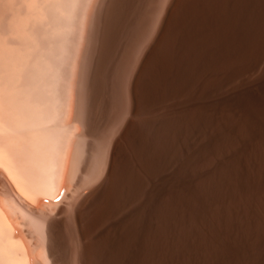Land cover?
<instances>
[{
    "label": "rangeland",
    "instance_id": "1",
    "mask_svg": "<svg viewBox=\"0 0 264 264\" xmlns=\"http://www.w3.org/2000/svg\"><path fill=\"white\" fill-rule=\"evenodd\" d=\"M58 1L0 0V162L30 185L19 98L66 25L56 193L30 202L0 166V200L34 216L9 212L26 263L264 264V0Z\"/></svg>",
    "mask_w": 264,
    "mask_h": 264
},
{
    "label": "bare ground",
    "instance_id": "2",
    "mask_svg": "<svg viewBox=\"0 0 264 264\" xmlns=\"http://www.w3.org/2000/svg\"><path fill=\"white\" fill-rule=\"evenodd\" d=\"M43 2L45 1V0H42ZM58 1V0H57ZM68 1H69V4H68ZM67 2H66V6L68 7V6H72V5H74V4H72V2L74 1V0H68ZM76 1V0H75ZM50 2V1H49ZM48 2V3H49ZM64 2V1H63ZM48 3H46V5L48 4ZM59 3H60V1H58V5H59ZM72 5H71V4ZM74 3V2H73ZM45 4V3H44ZM40 5H41V3H40ZM172 5V4H171ZM248 5V4H247ZM48 6V5H47ZM53 6V5H52ZM55 6V5H54ZM56 6H57V3H56ZM62 6H64V5H62ZM65 6V7H66ZM45 7V6H44ZM49 7V6H48ZM58 8H59V6H57ZM60 7H61V5H60ZM65 7H62L63 9L65 8ZM74 7V6H73ZM42 8V7H41ZM49 8H51V7H49ZM53 8H55V7H53ZM72 8V7H71ZM71 8H69L68 7V12L67 11H63L62 9H61V12H62V14L61 15H63L64 17H66V16H68V17H66V19H68V18H70V16H71V12H72V9ZM69 9H71L70 11H69ZM66 10H67V8H66ZM249 10V9H248ZM41 11V10H40ZM46 11V10H45ZM57 11H59V13H61L60 12V10L58 9ZM74 11V10H73ZM255 11V10H254ZM68 13V15H66L67 13ZM35 13V12H34ZM42 13V12H41ZM57 13V12H56ZM66 13V14H65ZM44 14V13H43ZM58 14V13H57ZM36 15V14H35ZM40 15V14H39ZM66 15V16H65ZM70 15V16H69ZM73 15V14H72ZM45 16V15H44ZM56 17V16H55ZM166 17V16H165ZM42 18V17H41ZM44 18V17H43ZM62 18V17H61ZM167 18V17H166ZM35 19V18H34ZM55 19V18H54ZM66 19H65V21H66ZM35 21V20H34ZM39 21V20H38ZM38 21H35V22H38ZM60 21V20H59ZM42 22V21H41ZM56 23V22H55ZM61 23V22H60ZM45 24V23H44ZM50 24V23H49ZM46 25H48V24H46ZM63 24H60L59 25V28L61 29L60 30V32H59V34L60 35H56L57 37H59V39H56V40H54V39H51L50 38V45L48 46V53H49V51H50V53L49 54H51L52 53V58H50V60L49 61H46L47 59H43V61L42 62H40L39 63V61L38 60H36V63H35V69L33 70V72H32V75L30 76V80H28V82L29 81H31V82H29L28 84L27 83H25L26 84V88L24 89V90H22L23 91V93H22V97L20 96V98L19 99H21L22 98V100L21 101H19V102H21V106L22 107H20V108H22L21 110L19 109V112H18V116L21 118V120H19L20 118H18L17 120H18V122H20L19 123V126H17V127H19V129L20 130H28V131H32V136H33V138L36 136V138H37V136H38V138H37V140L36 141H34L33 142V156H32V159H33V157H34V165H35V167H36V172H37V170H38V175H36L35 174V176H37L36 178L38 179L36 182L34 181V183L32 182V184L30 185V183L28 182V183H26L25 182V179H24V177L23 176H25L24 174H23V176H22V174H20V173H22L21 171H20V169L17 171V168L15 167V169H13L12 168V166L11 165H13V163L11 162V161H13L12 160V158H11V156L9 157V154H8V159H10L9 161L8 160H6V158H5V160L3 159L2 161L3 162H0L1 163V165L0 166H2L4 169L3 170H5L6 171V173H7V175H8V177L10 178V180L13 182V184H14V186L16 187V189H17V191L26 199V200H28V201H30V202H33V200H35L34 198H38V197H40V196H46V195H49V196H52V195H50V194H52V193H54L55 191H56V189H57V186H58V180L56 181V180H54V178H56V177H58V176H55V177H53V175H52V173L56 170H54L53 172H52V170H53V168L54 167H56V164L54 165L53 163H55V162H53V161H55L56 159H55V156H56V152H58V150H57V147H58V143H59V136H61V135H58L59 133H58V128L59 127H57V118H58V116H57V107H58V105H61V104H58L59 102H58V99L60 100V97H58L60 94L58 93V91H59V89H58V81H59V67H60V65L62 66V64H60L59 65V67H58V65H57V63L58 62H60V58H59V61H58V59L56 58L55 59V57H53V55H54V51H56V49H58L59 47L60 48H62L61 50H63L64 49V47H63V44L65 45V41H66V35L64 36V32H62L61 33V31H62V26ZM43 26V25H42ZM51 26V25H50ZM49 26V27H50ZM62 26V27H61ZM66 26V25H65ZM64 26V27H65ZM261 26H263V25H261ZM48 27V26H47ZM48 27V28H49ZM53 27H55V26H53L52 25V29H51V31H53ZM56 27H58V26H56ZM64 27H63V29H64ZM47 28V29H48ZM66 28V27H65ZM161 28V27H160ZM55 29V28H54ZM49 30V29H48ZM56 31H57V29H55ZM67 30V29H66ZM161 30V29H160ZM164 30H165V28L164 29H162V31H161V33H159V35L153 40V44L151 45V47H150V49H149V51H147V55H146V57L145 58H143L144 59V61L140 64V69H141V67H143L142 65L143 64H145V62L146 61H152L153 59H156V56H157V54H158V52L160 51V49H161V47H162V42H163V35L161 36V34H164ZM55 31V32H56ZM59 31V30H58ZM64 31V30H63ZM30 32V31H29ZM48 32V31H47ZM54 32V31H53ZM58 33V32H57ZM19 34V33H18ZM21 34V33H20ZM48 34V33H47ZM52 34V33H51ZM61 34H63V36L64 37H62V35ZM34 35V34H33ZM23 36H24V34H23ZM22 36V37H23ZM32 36V35H31ZM61 36V37H60ZM51 37V36H50ZM52 37H54V35L52 36ZM24 38H27V37H24ZM33 38V37H32ZM55 38V37H54ZM250 39V38H249ZM151 40V39H150ZM27 41H28V39H27ZM30 41V40H29ZM32 41V40H31ZM33 41H35V40H33ZM30 43H32V42H30ZM35 43V42H34ZM40 43V42H39ZM60 44L59 45V47H56V45L57 44ZM107 43V42H106ZM240 43V42H239ZM238 43V44H239ZM47 46V45H46ZM149 46V45H148ZM249 46V45H248ZM241 48L243 47V46H240ZM49 48H50V50H49ZM55 48V49H54ZM235 48V47H234ZM67 50V49H66ZM58 51H59V49H58ZM63 51H65V50H63ZM62 51V52H63ZM56 53V52H55ZM59 53V52H58ZM61 53V52H60ZM67 53V52H66ZM106 53V52H105ZM48 54V55H49ZM57 54V53H56ZM64 54V53H63ZM20 56H21V54H19ZM60 55H62V53L60 54ZM64 56V55H63ZM261 57H260V60H262V58H264V52H262L261 53V55H260ZM42 57V56H41ZM44 57V56H43ZM49 57V56H48ZM50 57H51V55H50ZM60 57V56H59ZM62 57V56H61ZM18 58H19V56H18ZM20 59V58H19ZM62 59V58H61ZM142 59V60H143ZM21 60V59H20ZM148 62V63H149ZM256 62V61H255ZM147 63V62H146ZM152 63V62H151ZM150 63V64H151ZM205 64V63H204ZM149 66V65H148ZM147 67V66H146ZM145 67V68H146ZM246 67V66H245ZM248 67V66H247ZM61 68V67H60ZM135 68V67H134ZM148 68V67H147ZM249 68V67H248ZM46 69L48 70V69H50V70H48L49 71V76L51 75V77L49 78L50 80V83L48 82L47 83V81H45V83L48 85V88L46 87V84H42V82L44 81L43 79V77H45L44 75L45 74H47L46 72H48V71H46ZM244 69V68H243ZM61 70V69H60ZM50 71H51V73H50ZM141 71V70H140ZM61 72V71H60ZM6 75V74H5ZM8 75V74H7ZM145 75V74H144ZM48 76V77H49ZM17 77V76H16ZM47 77V76H46ZM47 77V78H48ZM47 78H45V79H47ZM18 80V79H17ZM48 80V79H47ZM89 80V79H88ZM20 81V80H19ZM27 81V80H26ZM25 81V82H26ZM8 82V81H7ZM103 83V82H102ZM42 84V85H41ZM7 85V84H6ZM93 85V84H92ZM103 85V84H102ZM89 86V85H88ZM7 86H5V88H6ZM14 87V86H13ZM12 87V88H13ZM20 87H22V86H20ZM11 88V89H12ZM15 88V87H14ZM130 88V87H129ZM8 89V88H7ZM48 89V90H47ZM87 90V89H86ZM89 90V89H88ZM7 91V90H6ZM5 91V92H6ZM13 91V90H12ZM18 93L20 92V90H16ZM8 92V91H7ZM14 92V91H13ZM61 92V91H60ZM17 93V94H18ZM20 94V93H19ZM48 94V95H47ZM57 94H59V95H57ZM62 94V93H61ZM133 95V94H132ZM47 96H48V98H47ZM48 99L47 101H45L46 99ZM5 102V101H4ZM19 102H18V105H20L19 104ZM6 103V102H5ZM15 103V102H14ZM62 103V102H61ZM17 105V106H18ZM8 108V107H7ZM12 108V107H11ZM59 108V107H58ZM66 108V107H65ZM66 110V109H65ZM89 110H90V108H89ZM6 112V111H5ZM61 112V111H60ZM62 113V112H61ZM16 115V114H15ZM60 115V114H59ZM89 117V116H88ZM15 120V119H14ZM1 121V120H0ZM17 122V123H18ZM1 123H2V121H1ZM59 123V122H58ZM4 125H5V122H4ZM2 126V125H1ZM5 127V126H4ZM6 127H8L7 125H6ZM3 128V129H5V130H3V131H5L4 133H7V131H8V129L7 128ZM18 128H17V130H19ZM13 130V129H12ZM3 133V132H2ZM1 135H3V134H1ZM5 136V135H4ZM3 136V137H4ZM10 138V137H9ZM61 139V138H60ZM69 139V138H68ZM6 140V139H5ZM7 141V140H6ZM28 142H29V140H28ZM27 144V143H26ZM184 145V144H183ZM4 147V146H3ZM29 147V146H28ZM29 149H30V147H29ZM59 149V148H58ZM1 150V149H0ZM7 150H5V153H7L6 152ZM50 152H51V156H49V154H50ZM4 153V154H5ZM28 153H29V151H28ZM28 153H27V155H28ZM48 153V154H47ZM2 154V153H1ZM31 154V155H32ZM26 155V154H25ZM55 155V156H54ZM7 157V156H6ZM26 160L28 159V158H25ZM32 159H31V161H32ZM55 159V160H54ZM1 160V159H0ZM25 161V160H24ZM17 165V164H16ZM15 165V166H16ZM21 166H24V164L23 165H21ZM27 166V165H26ZM14 167V166H13ZM17 167H19V165H17ZM32 168V167H31ZM57 168V167H56ZM59 168H57V171H59L58 170ZM35 170V169H34ZM20 171V172H19ZM23 172H26L24 169L22 170ZM57 171H56V173H57ZM17 172V173H16ZM19 172V173H18ZM52 172V173H51ZM55 173V174H56ZM54 174V173H53ZM54 174V175H55ZM59 174V173H58ZM222 175V174H221ZM34 176V175H33ZM34 176V177H35ZM26 177V176H25ZM23 178V179H22ZM25 182V183H23L22 182V180ZM34 179V178H33ZM57 179V178H56ZM26 180H27V178H26ZM29 180V179H28ZM30 185V186H29ZM56 193V192H55ZM8 196V195H7ZM17 200V199H16ZM15 199H13V198H10V197H8V198H2V200H0V236H3V237H1L0 238V244L2 245H0L1 247L0 248H2L1 249V251H0V259L2 260L1 261V263H4V264H23L22 262H27V260H28V254H26L27 252L25 251V253H24V250H25V245H24V243H22V240L19 238V237H17V236H15V234H14V232H13V228H14V226H13V223H12V219H10V216H9V214L10 213H15V214H17V213H21V214H23L24 215V217L25 218H32V214L31 213H29V212H27L25 209L26 208H24L21 204H20V202H18V201H16ZM10 212V213H9ZM34 217V216H33ZM76 217V216H75ZM13 232V233H12ZM4 233H5V235H6V238H4L5 236H4ZM2 234V235H1ZM3 238V239H2ZM5 239V240H4ZM15 248H17V249H19V248H22V249H20V251L21 250H23V251H17V250H15ZM10 250L11 252V254L8 252L7 254H9L8 256H7V254L6 253H2V252H7V250ZM6 250V251H5ZM12 250H14V251H12ZM13 252H17V254L19 255L20 253V256H18L17 254L15 255H13L12 253ZM18 252H20V253H18ZM4 254H6V255H4ZM13 255V257L15 256V257H21L22 258V261L20 260V259H15V257H14V259H13V261L11 260V256ZM4 256V257H3ZM10 256V258L9 259H7L6 260V257H9ZM4 258V259H3ZM27 259V260H26ZM9 260H11V263H8V262H10ZM7 261V262H6ZM21 262V263H20ZM27 264V263H26Z\"/></svg>",
    "mask_w": 264,
    "mask_h": 264
},
{
    "label": "trees",
    "instance_id": "3",
    "mask_svg": "<svg viewBox=\"0 0 264 264\" xmlns=\"http://www.w3.org/2000/svg\"><path fill=\"white\" fill-rule=\"evenodd\" d=\"M168 171V170H167Z\"/></svg>",
    "mask_w": 264,
    "mask_h": 264
}]
</instances>
